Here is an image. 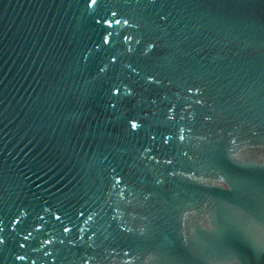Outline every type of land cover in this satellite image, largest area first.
I'll return each instance as SVG.
<instances>
[{
    "label": "water",
    "instance_id": "obj_1",
    "mask_svg": "<svg viewBox=\"0 0 264 264\" xmlns=\"http://www.w3.org/2000/svg\"><path fill=\"white\" fill-rule=\"evenodd\" d=\"M90 3L0 0V264H264V0Z\"/></svg>",
    "mask_w": 264,
    "mask_h": 264
},
{
    "label": "clouds",
    "instance_id": "obj_2",
    "mask_svg": "<svg viewBox=\"0 0 264 264\" xmlns=\"http://www.w3.org/2000/svg\"><path fill=\"white\" fill-rule=\"evenodd\" d=\"M97 3H98V0H91L89 7L94 9L96 7ZM112 15H113V17H115L117 14L115 12H113ZM119 23H120V20H117V24H119ZM123 25H124V27H131V25L129 24V22L127 20L123 21ZM126 39H128L130 42V38H126ZM104 43H105V45H108L110 43V37L106 36L104 39ZM153 47H154V45H149L146 54L148 52H151ZM132 51H133V49L129 48V52H132ZM113 62L115 63V61H113ZM104 71H107V69H104ZM133 124L135 125V127H133ZM140 127H141V125L139 122H137V121L131 122V129L132 130H134V131L139 130Z\"/></svg>",
    "mask_w": 264,
    "mask_h": 264
},
{
    "label": "snow or ice",
    "instance_id": "obj_3",
    "mask_svg": "<svg viewBox=\"0 0 264 264\" xmlns=\"http://www.w3.org/2000/svg\"><path fill=\"white\" fill-rule=\"evenodd\" d=\"M133 127H135V125L133 124Z\"/></svg>",
    "mask_w": 264,
    "mask_h": 264
}]
</instances>
